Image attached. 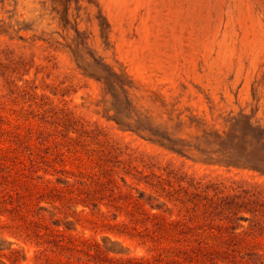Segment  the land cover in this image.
Segmentation results:
<instances>
[{"label":"rangeland","instance_id":"rangeland-1","mask_svg":"<svg viewBox=\"0 0 264 264\" xmlns=\"http://www.w3.org/2000/svg\"><path fill=\"white\" fill-rule=\"evenodd\" d=\"M243 116L264 0H0V264H264V176L217 152Z\"/></svg>","mask_w":264,"mask_h":264},{"label":"trees","instance_id":"trees-1","mask_svg":"<svg viewBox=\"0 0 264 264\" xmlns=\"http://www.w3.org/2000/svg\"><path fill=\"white\" fill-rule=\"evenodd\" d=\"M241 118L243 120H239V124L241 123L242 126L239 131L235 132V135H233L232 132L228 133L225 136L226 139H223L224 137L217 136V139L221 141L219 143L220 148L217 152L220 157H222V163L227 167L248 169L260 176H264V128L252 127L250 118L244 116ZM149 131L152 137L151 140L157 142V144L170 151L176 152L177 154H182L185 147L188 145L183 144L184 141L176 142L168 139L157 133V131ZM200 154L208 156L207 153H204V151L202 153L200 152ZM209 158L211 157H207L206 160ZM209 160H213V158ZM231 192L235 194L233 196L229 195L226 198H221V200H231L232 205L242 206L243 204H237L238 201H241V196L238 194L237 189L231 188Z\"/></svg>","mask_w":264,"mask_h":264}]
</instances>
